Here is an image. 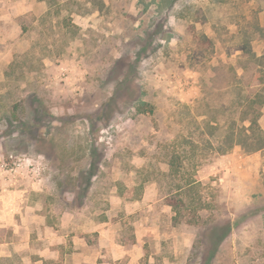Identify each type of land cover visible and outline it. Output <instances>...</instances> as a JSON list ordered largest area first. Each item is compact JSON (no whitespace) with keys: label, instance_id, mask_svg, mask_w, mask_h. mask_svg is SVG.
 Masks as SVG:
<instances>
[{"label":"rangeland","instance_id":"obj_1","mask_svg":"<svg viewBox=\"0 0 264 264\" xmlns=\"http://www.w3.org/2000/svg\"><path fill=\"white\" fill-rule=\"evenodd\" d=\"M252 54L264 0H0V264L96 251L106 216L144 264H264L263 166L223 153Z\"/></svg>","mask_w":264,"mask_h":264},{"label":"crops","instance_id":"obj_2","mask_svg":"<svg viewBox=\"0 0 264 264\" xmlns=\"http://www.w3.org/2000/svg\"><path fill=\"white\" fill-rule=\"evenodd\" d=\"M15 5L14 7H16ZM24 8L19 4L17 6L18 13L21 14ZM261 127L264 129V109L263 115L260 119ZM264 151L263 149L253 155L246 156L244 162L247 159L258 161L259 166H263L264 170ZM248 163V162H247ZM251 169V167H250ZM67 216H70L67 214ZM1 217V216H0ZM0 221H2L0 219ZM0 222V227H2ZM143 226V225H141ZM89 233L96 234L97 240L99 241V248L91 250L88 248L89 236L87 234L76 235L75 238L80 241V244L84 246V251H76L73 253H62V256H67L65 264H87L88 262L93 263L92 258L96 255V263L94 264H144V251H143V238H139L137 235V241L133 243L132 247L126 244L119 238V232L122 231L123 226L119 221H113L107 217L98 223H93L89 227ZM59 255L60 252L58 253ZM92 254V255H91ZM91 255V257H89ZM85 256V259L83 257ZM100 258V260H99ZM119 261V263H117Z\"/></svg>","mask_w":264,"mask_h":264},{"label":"trees","instance_id":"obj_3","mask_svg":"<svg viewBox=\"0 0 264 264\" xmlns=\"http://www.w3.org/2000/svg\"><path fill=\"white\" fill-rule=\"evenodd\" d=\"M252 55L250 61L258 62V67H264V56L258 57L256 54ZM260 75L261 76H254L251 82H247L244 86L239 88V100L235 108L245 113V117L242 119L243 125L240 127V131L236 130L238 126L236 120L230 122L231 129L224 137L228 146L223 153L232 150L237 144L241 145L247 154L264 149V129L259 123V118L262 115L261 108L264 105V98L262 96L264 77L262 72H260ZM193 186L194 182H189L186 186H179L178 192H173L171 195L169 205L173 206L175 210L181 211L184 209L186 207V201L184 198H179L177 194ZM216 238L217 236L215 235V241ZM0 261L7 262L10 261V258H0Z\"/></svg>","mask_w":264,"mask_h":264}]
</instances>
